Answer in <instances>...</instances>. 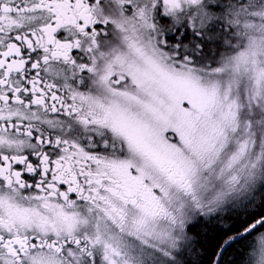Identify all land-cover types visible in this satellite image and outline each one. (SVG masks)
Listing matches in <instances>:
<instances>
[{"label":"snow or ice","instance_id":"6c2138e0","mask_svg":"<svg viewBox=\"0 0 264 264\" xmlns=\"http://www.w3.org/2000/svg\"><path fill=\"white\" fill-rule=\"evenodd\" d=\"M0 264H264V0H0Z\"/></svg>","mask_w":264,"mask_h":264}]
</instances>
